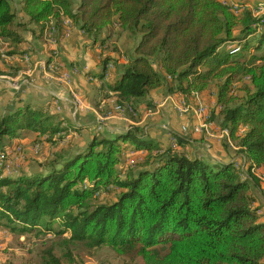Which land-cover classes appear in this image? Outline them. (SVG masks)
<instances>
[{
  "label": "trees",
  "instance_id": "obj_1",
  "mask_svg": "<svg viewBox=\"0 0 264 264\" xmlns=\"http://www.w3.org/2000/svg\"><path fill=\"white\" fill-rule=\"evenodd\" d=\"M239 3L245 8L237 12L224 0H0V75L27 69L30 51L22 46L29 26L39 27L41 40L57 31L58 44L69 21L92 46L103 47L117 26L135 45L126 49L123 64L103 50L102 73L88 77L100 82L94 106L101 110L104 103L108 108L101 112L117 114L108 105L113 99L137 120L141 105L155 108L148 97L160 88L192 97L195 105V94L202 102V96L214 97L206 121L227 130L224 149L233 144L234 156L250 165V177H243L236 160L189 157L177 135L163 146L144 127L113 136L97 127L86 145L71 142L53 151L36 172L0 171V229L27 238L62 237L57 246L71 263V246L84 244L110 248L126 264H264V217L251 193L260 181L252 168L264 167V22L249 3ZM48 45L50 62L65 70L56 46ZM112 68L115 79L105 82ZM58 103L15 105L1 115L0 159L6 155L9 162V152L18 148L24 153V143L11 142L23 132L57 145L53 138L71 128L54 109ZM183 127L193 133L194 127ZM129 148L133 155L126 157ZM110 189L115 198H99ZM61 258L48 248L39 260L64 264ZM30 259L23 264H32Z\"/></svg>",
  "mask_w": 264,
  "mask_h": 264
},
{
  "label": "crops",
  "instance_id": "obj_2",
  "mask_svg": "<svg viewBox=\"0 0 264 264\" xmlns=\"http://www.w3.org/2000/svg\"><path fill=\"white\" fill-rule=\"evenodd\" d=\"M246 2L249 3L247 7L250 10L260 4H264V0H258L256 5L253 4V0H242V3ZM20 16L21 19H24L23 14ZM64 24L67 26L66 36L61 37L58 44L56 36H54L57 31L50 34L49 38H51L48 41L47 36H43L47 42L38 39L37 35L40 34V31L37 25L29 26L27 31H23L25 43L22 48L30 51V58L28 55L25 56L27 69L20 71L17 76L0 75V83L6 84L0 89V100L4 102L1 107L4 109L3 114L15 105L30 103L36 106H44L50 103L52 105L53 102L57 101L59 106L55 108L53 106V108L71 128L69 132L58 134L53 138L57 141V145L52 148L49 147L51 144L46 140L47 137L40 136L39 133L30 134L23 132L17 138L12 139L11 142L20 141L27 143L29 139L24 136L33 135V140L42 141V145L47 146L52 153L71 142L79 146L86 145L93 138L98 125L101 123H104V126L102 131H100L104 132L106 136L122 133L134 125L144 127L150 137L163 146L172 145L175 142L174 135L182 137L186 141L183 150L186 151L189 157H211L223 162L236 160L237 165L241 164L242 176L250 177V173L247 172L250 165L247 162L245 163V159L242 158V160L234 156V151L237 148L230 144L231 151L228 152L224 149L222 143L225 135L222 132L223 130H220L217 125L209 122L208 129H204L202 133H182L184 125L190 128L203 125V121L197 115L195 108L187 114H180L176 110V106L183 100L189 103L192 102L191 104L195 105L192 97L187 98L180 94H172L166 87L155 90L148 97V100L155 108L146 110L144 105H141L137 120L127 117L123 112L110 114L111 116L109 113L104 114L101 110L104 111L108 108L104 103L100 107L101 110L97 109L92 100L98 99V97L95 98V90L100 85V82H91L88 77L102 73L103 69L100 67L101 53L104 50V55H110L117 59L119 64H123L127 62L126 49L133 48L135 43L130 42L131 40L128 38L127 33H120V29L116 26L112 30V36L105 41L104 47L98 44L92 46V41L87 39L78 27L72 26L69 21H65ZM33 30L37 31L36 35ZM238 31H236L237 34ZM103 38H107L106 34H104ZM49 43L55 46L57 44L59 59L62 61L60 66H67L65 70H58L59 67L50 62L51 46L48 45ZM115 47L117 48L114 49ZM53 65L57 67L58 74H54L57 77L62 76L67 71H77V73L71 74L70 79L72 82L69 85L58 80V82L52 80L51 76H54L52 74ZM73 66L77 67V69L73 68ZM113 69H109L104 79L105 82H111L115 79L116 75L112 71ZM24 76L29 77L26 78L28 79L26 81H29L31 85L26 84L21 79ZM13 81L17 82L19 89L15 88ZM49 86L53 88H49ZM4 88L6 91L1 92ZM201 99H203L207 110L216 105L214 97L205 98L202 96ZM208 100L215 102L214 105L209 107L207 104ZM114 101L110 99L108 105L115 108L116 104ZM58 107H61V110H58ZM131 149L129 148L127 155H125L126 157L133 155ZM259 170L261 172L260 176L251 171L260 180L259 185L255 184L252 186L251 193L255 198L254 207H258L259 214L264 217V184L261 181L264 180V167Z\"/></svg>",
  "mask_w": 264,
  "mask_h": 264
},
{
  "label": "rangeland",
  "instance_id": "obj_3",
  "mask_svg": "<svg viewBox=\"0 0 264 264\" xmlns=\"http://www.w3.org/2000/svg\"><path fill=\"white\" fill-rule=\"evenodd\" d=\"M242 1V0H241ZM226 2L230 5H232L233 9L235 11L240 10L241 8H245L244 6H240L239 0H226ZM258 0H253V4H257ZM261 3V2H260ZM253 6V5H252ZM258 7H261V9H264V4L258 5ZM238 12V11H237ZM123 40V39H122ZM128 40V39H127ZM230 50H236L240 51V47L233 44V46L228 47ZM54 75L55 73L52 72ZM51 76L52 80L55 82H61L69 85L72 80L65 78L71 76V71H67L62 76L55 77ZM29 78L28 76H24L21 79L23 81H26ZM58 80V81H57ZM13 84L17 85V82L13 81ZM3 85H6L4 83H0V89L4 87ZM14 85V86H15ZM49 88H53L49 86ZM5 92L6 89H2L1 92ZM195 97L197 99V102H201L198 94H195ZM3 101L0 100V116L3 114V110L1 107L3 105ZM204 103V102H203ZM215 102H210L208 100V105L211 107L214 105ZM205 105V104H204ZM206 106V105H205ZM215 107V106H213ZM116 109L118 108V112H124L126 108H122L120 106H116ZM58 110H61V107H59ZM210 110V109H209ZM223 134L225 137H228V131L223 130ZM29 141L27 143H24V153L23 154H17L13 155V157L9 158L8 167H0V171H4L5 174H9V176H16L19 175V173H32L40 170V168L37 167V163H43L47 161L49 157H51V151L48 149L47 146L42 145V141L36 142V140H33V135H27L24 136ZM39 146V152L35 153L36 146ZM6 156V155H2ZM8 158V156H7ZM2 161V159H1ZM6 162H4L5 165ZM254 169L252 168V171ZM255 174L259 175L261 172L259 169H255ZM260 176V175H259ZM261 178V177H260ZM264 184V180H261ZM108 197L115 198V190H103L100 197L102 200H107ZM100 201V200H99ZM109 201H112L109 200ZM55 227L58 229L59 226L56 224ZM63 237H69V234L64 235ZM62 237L54 236L51 233H44L40 236H31L27 238L26 236H18L13 233H10L8 231H5L3 229H0V264H3L5 262L9 263L10 260L15 259L16 261H19V263L16 264H23L26 260L31 258L29 261H33L32 264H40L41 261L39 260L42 254V251L48 248H55L56 253L58 256H61L62 261L64 264H126V259L119 257L112 249L107 247H102L98 249H88L86 245L80 244L78 246H71V250L73 251L72 254L74 256V263H71L67 256H65L66 250L62 249L57 246V244L61 241ZM40 261V262H39Z\"/></svg>",
  "mask_w": 264,
  "mask_h": 264
},
{
  "label": "built area",
  "instance_id": "obj_4",
  "mask_svg": "<svg viewBox=\"0 0 264 264\" xmlns=\"http://www.w3.org/2000/svg\"><path fill=\"white\" fill-rule=\"evenodd\" d=\"M224 3H227L226 0H224ZM237 11H239V10H237ZM252 13H253V16L255 18H257L258 20H260L261 23L264 22V9H261V7H258L257 6V7H254L252 9ZM229 46H233V44H230ZM72 73H77V71L76 70H73V72H71V74ZM70 77H65V78H67L68 81H69ZM25 83L31 85V83L29 81H25ZM15 88L16 89H19L20 87L17 84V85H15ZM193 108H195V111H196L197 115L199 117H201V120L203 121V123H202L203 125H201V126H195L193 128V133L194 134H198V133H201L203 131V129H208V124H209L206 121L207 120L206 107L203 104V102L202 101L201 102H197L196 105H193L191 103L190 104L189 103L185 104L183 101H181V103L176 106V110L180 114H186L189 111H191ZM116 111H118V108L116 109ZM103 126H104V123L99 124L98 125V129L99 130H102L103 129ZM182 130H183V132H185V134L188 133V128L187 127H183ZM19 150H20V148H18L17 150L10 151L9 153L12 152V155H17V154H19ZM36 152H38V149L36 150ZM1 159H2V161H1ZM1 159H0V167H8V161L5 160L6 159V156H1ZM4 162H6L5 165H4ZM258 169H260V168H258Z\"/></svg>",
  "mask_w": 264,
  "mask_h": 264
}]
</instances>
